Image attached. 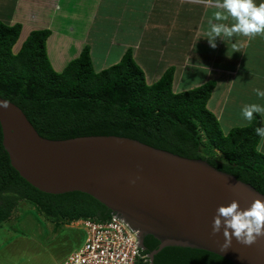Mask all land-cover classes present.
Wrapping results in <instances>:
<instances>
[{
	"label": "trees",
	"instance_id": "16d2710c",
	"mask_svg": "<svg viewBox=\"0 0 264 264\" xmlns=\"http://www.w3.org/2000/svg\"><path fill=\"white\" fill-rule=\"evenodd\" d=\"M22 25L0 20V97L16 104L38 133L49 140L90 136H117L138 140L157 149L190 159L206 160L220 171L264 194V154L257 153L260 137L255 128L262 117L224 133L207 104L216 82L175 92V67L148 84L128 49L122 59L96 71L90 46L57 72L47 52L48 29L33 30L14 53ZM0 120V227L12 220L26 202L57 226L80 220L104 221L116 214L93 196L80 191L44 192L28 182L12 165L4 146ZM160 241L144 237L151 254ZM139 264H143L141 260ZM152 264H234L213 252L181 246L161 250Z\"/></svg>",
	"mask_w": 264,
	"mask_h": 264
},
{
	"label": "water",
	"instance_id": "95a60500",
	"mask_svg": "<svg viewBox=\"0 0 264 264\" xmlns=\"http://www.w3.org/2000/svg\"><path fill=\"white\" fill-rule=\"evenodd\" d=\"M0 100L8 101L2 97ZM0 107L4 146L12 165L36 188L51 194L87 193L126 220L144 237L168 246L193 247L234 264H264V237L248 246L234 237L227 250L223 228L213 233L221 205L233 200L247 209L264 194L206 160L190 159L138 140L90 136L43 138L23 110Z\"/></svg>",
	"mask_w": 264,
	"mask_h": 264
},
{
	"label": "crops",
	"instance_id": "0c3cea01",
	"mask_svg": "<svg viewBox=\"0 0 264 264\" xmlns=\"http://www.w3.org/2000/svg\"><path fill=\"white\" fill-rule=\"evenodd\" d=\"M217 3L218 0H0V20L10 26L22 25L15 44L17 52L33 30H50L47 52L57 72L63 71L89 45L93 61L95 53L102 55L98 69L92 61L96 71L118 63L131 49L148 84L157 82L170 67H175V92L213 80L216 87L207 107L219 120L224 133H228L253 121L241 116L245 105L264 104V99L255 93L257 88L264 90V73L253 79L256 69L264 70V36H220L215 40L216 49H212L207 39L209 19L229 26L233 23L231 18L221 21L213 18L220 10ZM233 45L239 51H234ZM202 50L212 55L207 57L201 54ZM111 57V64L104 66ZM193 75L192 86L185 87L187 76ZM230 76L232 80L226 81ZM240 81H247V86L254 81L251 89L248 88L249 96L235 92ZM177 85L182 88L176 90ZM220 86L227 89L225 93L219 91ZM261 120L264 124V117Z\"/></svg>",
	"mask_w": 264,
	"mask_h": 264
},
{
	"label": "clouds",
	"instance_id": "9594fccd",
	"mask_svg": "<svg viewBox=\"0 0 264 264\" xmlns=\"http://www.w3.org/2000/svg\"><path fill=\"white\" fill-rule=\"evenodd\" d=\"M217 8L220 10L213 14L215 20L231 18L233 23L229 26L225 23H213L212 19H209L207 39L212 49L217 47L216 37L264 36V0H218ZM233 50L239 51L235 45ZM227 53L226 55L230 58ZM255 93L257 97L264 99V90L257 88ZM8 106V101L0 100V107ZM254 114L264 117V104L251 103L241 109V116L249 122L253 120ZM255 133L260 137V144L256 151L264 154V126L255 128ZM75 222L72 224L75 225ZM222 228L225 237L222 247L225 250L231 247L233 237L244 245L254 244L258 238L264 237V200L256 199L247 209H242L236 200L228 205L219 206L213 220V233H219ZM138 254L143 264H152L150 255L143 249H140Z\"/></svg>",
	"mask_w": 264,
	"mask_h": 264
},
{
	"label": "rangeland",
	"instance_id": "374dc122",
	"mask_svg": "<svg viewBox=\"0 0 264 264\" xmlns=\"http://www.w3.org/2000/svg\"><path fill=\"white\" fill-rule=\"evenodd\" d=\"M17 50L18 46L14 48L16 53ZM201 52L207 57L212 55L204 50ZM53 55L54 50L52 51ZM99 55L101 54H94L93 62H95L97 69L102 57V55ZM55 61L58 64V60ZM112 61L113 58L111 57V60L109 59L104 66L111 64ZM263 73L264 70L256 69L253 79L259 78ZM194 78V75L193 77L187 76L188 83L184 84V86H192ZM232 78L230 76L226 81H230ZM254 81L248 86L247 81H240L243 85L237 84L235 92L238 90L239 95L249 96L251 93L250 87L255 84ZM178 88L182 87L175 86L176 90H179ZM248 88L250 89L248 90ZM223 89L224 87L220 86L219 91L225 93L227 89ZM228 105L231 106L230 104ZM229 110L227 112L231 114ZM223 128L226 129L224 125ZM83 229L81 226L74 224L57 226L33 205L21 202L12 220L5 222L0 227V264H57L59 261L64 260L66 255L74 251L75 246L85 241L86 235Z\"/></svg>",
	"mask_w": 264,
	"mask_h": 264
},
{
	"label": "built area",
	"instance_id": "2783aa9c",
	"mask_svg": "<svg viewBox=\"0 0 264 264\" xmlns=\"http://www.w3.org/2000/svg\"><path fill=\"white\" fill-rule=\"evenodd\" d=\"M85 230L82 246L60 264H139L140 232L117 214L104 221L75 222Z\"/></svg>",
	"mask_w": 264,
	"mask_h": 264
}]
</instances>
